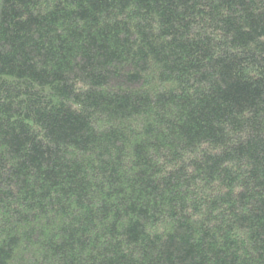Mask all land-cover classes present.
<instances>
[{
	"label": "trees",
	"instance_id": "1",
	"mask_svg": "<svg viewBox=\"0 0 264 264\" xmlns=\"http://www.w3.org/2000/svg\"><path fill=\"white\" fill-rule=\"evenodd\" d=\"M0 264H264V0H0Z\"/></svg>",
	"mask_w": 264,
	"mask_h": 264
}]
</instances>
